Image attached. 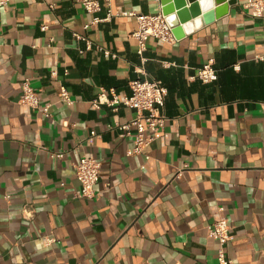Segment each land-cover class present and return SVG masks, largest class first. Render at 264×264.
Returning <instances> with one entry per match:
<instances>
[{
	"label": "crops",
	"instance_id": "obj_1",
	"mask_svg": "<svg viewBox=\"0 0 264 264\" xmlns=\"http://www.w3.org/2000/svg\"><path fill=\"white\" fill-rule=\"evenodd\" d=\"M81 2L0 6V264H219L208 227L223 218L230 264H264V63L254 60L264 16L237 0L173 44L149 39L139 56L134 18L85 30L108 6L90 14ZM109 4L162 14L159 0ZM209 61L217 80L205 84L196 75ZM146 79L167 90L165 128L130 156L131 140L114 126L135 111L92 102L101 91L130 96V83ZM25 80L49 117L19 103ZM83 157L101 164L91 199L80 197L74 170Z\"/></svg>",
	"mask_w": 264,
	"mask_h": 264
},
{
	"label": "built area",
	"instance_id": "obj_2",
	"mask_svg": "<svg viewBox=\"0 0 264 264\" xmlns=\"http://www.w3.org/2000/svg\"><path fill=\"white\" fill-rule=\"evenodd\" d=\"M11 0H0V6L7 5ZM110 0H82V6L87 13H96L101 10V3L105 2L108 6L107 15L104 19L93 18L84 26L87 30L89 27L109 22L114 17H130L137 22V28L131 37L137 43V54L142 56L146 50V45L149 39H158L164 43L173 44L182 39L177 38L174 34V29L169 25L163 14L143 15L135 12H113ZM53 7V6H51ZM245 9L251 11L254 18L264 16V0H248L244 6ZM73 36L81 41L90 44L87 37L74 33ZM97 50L102 52L105 58H115L116 56L109 50L97 46ZM83 53V51H80ZM144 61V59H142ZM256 62L264 63V53L255 56ZM196 78L201 82L208 84L217 80V72L213 67V63L209 61L199 68ZM22 92L19 97V103L29 107L45 117H49V108L41 107L40 91L31 87L28 80L22 83ZM130 96L120 98L113 90L110 92V97L105 91H101L92 105L95 109H99L102 105L111 107L113 110H118L119 107H126L135 111L136 116L125 124H116L114 127L119 130L120 136L131 140L133 147L128 151V155L141 154L153 142L159 140L163 133L166 123V115L164 112L165 98L167 95L166 88L155 80H134L130 83ZM59 98L66 104H71V97L65 86L59 88ZM97 137L96 132H91L89 138L93 142ZM53 158L62 159L63 153L53 154ZM75 175L81 185L80 197L94 198L95 186L99 181L101 164L100 162L83 157L74 166ZM208 234L216 240L220 246L218 250L219 264H230L225 255V246L231 241L230 226L226 219H220L213 225L208 227Z\"/></svg>",
	"mask_w": 264,
	"mask_h": 264
},
{
	"label": "water",
	"instance_id": "obj_3",
	"mask_svg": "<svg viewBox=\"0 0 264 264\" xmlns=\"http://www.w3.org/2000/svg\"><path fill=\"white\" fill-rule=\"evenodd\" d=\"M161 12L167 22L173 27L175 36L184 37L186 25H202L208 20L219 19L225 15L230 6L237 4V0H159ZM224 5L223 8L217 7ZM177 30L181 34H177ZM191 30V31H192Z\"/></svg>",
	"mask_w": 264,
	"mask_h": 264
},
{
	"label": "bare ground",
	"instance_id": "obj_4",
	"mask_svg": "<svg viewBox=\"0 0 264 264\" xmlns=\"http://www.w3.org/2000/svg\"><path fill=\"white\" fill-rule=\"evenodd\" d=\"M192 28H193V27H192L191 25H186V27H185V31H188V32H189V31L192 30ZM177 34H181L180 31L177 30Z\"/></svg>",
	"mask_w": 264,
	"mask_h": 264
}]
</instances>
